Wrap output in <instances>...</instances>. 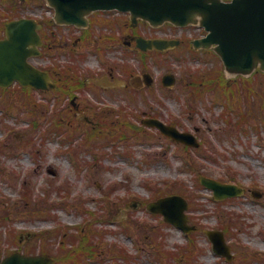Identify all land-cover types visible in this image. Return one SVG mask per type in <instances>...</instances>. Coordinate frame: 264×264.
<instances>
[{
  "label": "rangeland",
  "instance_id": "rangeland-1",
  "mask_svg": "<svg viewBox=\"0 0 264 264\" xmlns=\"http://www.w3.org/2000/svg\"><path fill=\"white\" fill-rule=\"evenodd\" d=\"M11 4V0H0V32ZM18 7L22 14L50 15L44 0H27ZM115 16L116 21L109 20L113 24L96 26L94 31H130L127 14ZM144 29L140 27L142 32L154 31ZM97 45L84 47V58L72 57L68 49L62 48L46 51L36 59L43 66L54 62L61 67L74 65L69 72L75 69L85 78L90 76L87 81H98L99 85L93 86L87 82L77 92V110L71 96L60 100L51 89L34 88L38 105L24 106L19 112L17 97L12 96L21 91L0 90V255L19 249L57 256L61 244L69 243L71 235L79 236L75 240L78 243L83 235L91 233L101 244L102 254L86 257L82 264H179L178 260L182 264L192 237L200 245L191 257L193 264H264L262 72L256 73L253 81L229 85L224 79L223 85L217 84L223 70L215 66L214 83L205 85L195 98L185 82L203 76L214 61L202 66V60L192 52L179 51L168 56L141 57L122 42L110 46L104 56L94 50ZM181 57L188 58L184 62ZM110 68L114 72L111 79L124 80L118 88L102 84ZM145 71L152 73L154 82L137 89L129 78ZM168 71L177 76L174 87L162 84L161 78ZM226 77L233 81L235 76ZM104 109L112 110L106 119L120 134L129 128L127 123L142 125L143 117L158 114L168 123L193 131L203 142L202 147L186 148L148 126L131 127L127 138H89L92 126L99 125L95 114ZM242 112L248 114L247 120L239 125ZM58 114L64 117L63 131L48 132ZM190 161L192 166L187 165ZM53 169L56 174L51 172ZM200 172L245 186L247 191L216 200L212 190L197 184ZM254 190L261 191L262 196L255 197ZM162 193L181 194L192 200L193 207L200 208L187 210L190 222L197 223L195 231L186 234L162 215L148 210L147 204ZM220 211L232 215L230 220L236 225L227 238L233 254L234 247L238 251L236 260L233 256L227 261L215 253L204 232L222 229ZM106 228L122 233L105 234ZM98 230L104 233L99 235ZM115 249L129 257L117 258ZM179 250L178 258L165 257Z\"/></svg>",
  "mask_w": 264,
  "mask_h": 264
},
{
  "label": "water",
  "instance_id": "water-1",
  "mask_svg": "<svg viewBox=\"0 0 264 264\" xmlns=\"http://www.w3.org/2000/svg\"><path fill=\"white\" fill-rule=\"evenodd\" d=\"M55 8V20L60 24L82 25L86 15L96 9H114L131 12L133 23L139 20L159 26L164 22L175 25L196 23L198 14L203 15L204 24L211 35L222 42L219 53L222 55L226 69L230 73L251 74L255 69L264 70V0H233L224 3L221 0H48ZM41 26L34 19H19L7 24V36L0 39V85L7 87L14 80L23 85L38 88L53 86L47 71L28 62V57L39 54L38 45L41 37L38 29ZM142 49H164L177 44V40L137 38ZM166 84L175 83V77L168 74L164 77ZM158 126L163 132L178 141L199 146L196 137L189 132H181L174 125H167L158 119L146 120ZM201 181L214 190L217 199L241 195L245 188L237 184L224 183L201 175ZM186 200L179 195L163 197L151 202L149 208L162 212L166 220L175 222L185 231H191L185 209ZM214 242L216 251L229 254L225 236L222 231L207 230ZM53 259L46 255L31 256L15 252L0 260V264H52Z\"/></svg>",
  "mask_w": 264,
  "mask_h": 264
},
{
  "label": "flooded vegetation",
  "instance_id": "flooded-vegetation-1",
  "mask_svg": "<svg viewBox=\"0 0 264 264\" xmlns=\"http://www.w3.org/2000/svg\"><path fill=\"white\" fill-rule=\"evenodd\" d=\"M226 2H230L232 0H224ZM107 16V14H100L98 15V19L97 16H95V14H92L90 16V24L92 26H96L97 24H101V22L103 21V17ZM203 17L202 15H198L197 16V20L198 23L195 25H188L185 27H176L174 25H167V27L169 28V30H162L163 27H161V29L158 30H154L151 31L149 33L142 32V35L148 36L149 38L153 37H163V38H176L180 40L179 45H177L174 48H171L167 51L164 52H192V54L195 55V58H199L202 60V66H206L209 65V61H214L212 62V66L210 65L209 67L215 68V66H218V64L221 63V58L219 57V55L217 54L216 51V46L217 43H212V45L210 47H207L208 44L205 43L204 38L207 37L208 35V31L206 30L205 26L201 24ZM90 25V27H91ZM144 30H148V29H144ZM78 31V35H75L74 32ZM141 35V34H136L134 33L133 30H130L126 33V35L123 37V34H117V33H112L110 34L109 37V46L108 48H110V46L114 47L116 46V43L120 42V40L122 39L124 44H126L129 48H133L135 49L136 47V40L135 37ZM70 37L68 38L70 41H72L70 47L73 51H79L82 47H83V42L86 41L88 39L87 37V33L85 31V29H76L74 26L71 27L70 30ZM105 37V36H104ZM103 34L100 35V38H104ZM194 41H197L198 44L195 45ZM67 42V41H66ZM108 78H112L114 76V72L112 71V69L109 70L108 74H107ZM114 80V83H117V78L112 79ZM113 81H110L109 83L111 84ZM190 82H188L189 84ZM199 131V129H198Z\"/></svg>",
  "mask_w": 264,
  "mask_h": 264
},
{
  "label": "trees",
  "instance_id": "trees-1",
  "mask_svg": "<svg viewBox=\"0 0 264 264\" xmlns=\"http://www.w3.org/2000/svg\"><path fill=\"white\" fill-rule=\"evenodd\" d=\"M67 75H72L71 73H68ZM65 76V81H67L68 83H70L72 86H73V88H80V86H81V81H80V79H79V75L78 74H76V75H74V79L72 80L69 76ZM31 101V100H30ZM31 103H34L35 104V102L34 101H31ZM37 105V104H36ZM34 110L35 111H37L38 110V108L35 106L34 107Z\"/></svg>",
  "mask_w": 264,
  "mask_h": 264
}]
</instances>
